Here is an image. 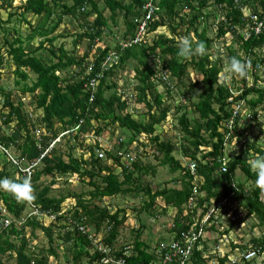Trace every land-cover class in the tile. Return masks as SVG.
<instances>
[{
  "label": "trees",
  "instance_id": "trees-1",
  "mask_svg": "<svg viewBox=\"0 0 264 264\" xmlns=\"http://www.w3.org/2000/svg\"><path fill=\"white\" fill-rule=\"evenodd\" d=\"M240 1L241 5H238L236 0H72L71 3L63 0H26L23 2L21 5L22 17L27 20L25 15L32 13L40 17L39 23L30 26L31 32L26 35V38L14 27L12 30L15 32H10L11 29H8L3 42L0 41V68L5 56L8 55L15 65L14 72L18 78L26 80L29 77L28 70L36 75V80L32 85L24 86L23 91L32 93L39 90L37 107L43 109L42 119L46 121L47 129L53 132L54 137L70 130L72 137L79 139L81 145L85 144L84 135L88 130H95L99 133L110 124L126 128L130 133L126 141L122 140L120 144L116 141L118 146L116 153L109 149L104 150L100 146V142L96 140L94 148L98 152L103 151V157H100L98 152L94 153V148L90 146L89 150L92 154L88 159L73 157L69 154L68 160H64V156L59 149H55L56 147L42 157L41 154L49 145L47 141L49 137L44 136L40 141L39 137L37 138L32 132L35 124L31 115L20 106L22 102L19 101L16 105L12 101L13 92L4 94V106L7 107L8 116L5 114L7 118L4 121H1L0 118V145L4 144L8 147L9 142L5 139L3 127L16 120L20 149L28 155L30 160L38 158L43 162L42 168L35 169L32 181L29 183L31 201L47 214L58 213L61 211L65 199L74 196V194L68 193L66 196L52 197L48 195L46 188L38 193L34 192L38 186L37 181L44 173H78L83 182H87L92 187V190L88 192L89 197H85L83 194L75 195L76 203H73V207L67 209L57 220L70 215L79 219L88 229L87 233H90L91 229H95L96 233L104 229L105 244L114 246L127 216L124 209L112 212L107 206L99 205L97 200L115 195H136L140 190H143L149 198L146 203L148 210L154 211L156 210L154 204L156 200L160 199L163 202V206H161L163 213H166L169 208L174 209L169 237L157 241L152 246L145 239L140 240L142 225H139L134 230L133 247L130 249L128 247H126L127 249L116 248L114 251L118 256L128 252L125 255L127 264H149L161 260L171 239L177 237L182 229L188 228L190 223H194L193 217L197 216V221H195L197 230L203 226L202 219L212 206L218 208L220 217H224L229 212L233 213L231 216L239 215L237 208L243 206L247 211V216L248 214L254 215L259 225L264 228V201L260 197L262 187L256 184L254 189H247L244 183L237 182L235 177L236 171L240 169L248 180L256 181V171L250 168V163L246 158V151L255 149L256 143H247L246 149L235 156H230L226 163L227 171L221 170V159L225 157L224 148L227 143V138L220 131L223 122H227L233 117V133L237 132V134H242L251 126L239 127V121L243 119V115H234L235 107L231 108V104L236 103V106L242 109V100H245L244 102L251 109H248L249 116L253 118V121H258L259 111L256 106L259 103H264V85L258 84V79L264 76V71L262 75L255 74V80L251 85L247 84L244 77L239 78L234 73L239 81L244 82L243 87H238L239 93L234 95L232 88L228 87L220 76L223 69L222 58L217 56L212 60L213 42L225 39L226 34L232 33L234 40L241 43L238 49H234L232 46L227 47L229 51L228 64L232 57H239L246 64L251 63L253 68H255L256 62L264 67V58L261 53L264 52V30L258 36L252 33L246 38L248 17L243 10L249 9L251 12L259 13L261 11L259 7L264 9V0ZM150 2L156 6L152 11L146 6ZM183 2H186L195 14L190 21L191 27L188 29L192 28L197 36V42L193 44V47L200 41L206 42V51L203 55L196 54L187 59L178 56V42L174 37L158 33L159 28L164 26L168 27L172 33L176 31L175 18L179 14L178 8ZM253 4L256 6L254 7ZM209 5H214L216 9L224 12V19L218 22L216 36L212 37L207 34L206 26L202 29L199 28L202 20L208 16L203 9ZM105 6L109 8L111 18L123 13L126 25L125 39L122 40V43L118 42L115 48L111 50V46L106 45L94 60L89 61L88 53L81 59L74 58L68 56L66 49L61 45L58 47V52L51 50L53 55H58V60L48 65L34 55L44 45L52 44L55 41L56 36L51 34L63 23L65 16H70L69 20L84 28V31L77 35L75 42L86 38L92 46L102 38L104 33H110L109 27H107L108 18L104 14ZM94 15L95 18L92 21L90 17ZM147 15L150 18L147 19ZM11 16L10 14L6 20L0 18V27L10 22ZM183 20L181 19L180 23H184L185 20ZM143 23H145V31L142 32L143 38L137 42L129 43L128 40L131 41L136 37ZM10 34L13 35L12 41L8 39ZM148 35H151V42L146 39ZM36 36L45 37V39L41 38L36 47L29 49L30 42ZM238 50L243 52V56L238 53ZM112 55L118 57L112 59ZM108 60L111 65H108ZM131 60L136 61L137 65L134 66L136 71L133 92L127 93L125 87L117 88V82L113 78L109 80L108 77L114 72L116 73L115 69L119 66L123 67V65L131 63ZM151 61L155 65L151 64ZM72 65H75L74 69L70 68ZM195 70L202 75V78L186 83L184 80L189 77V72ZM158 71L169 72V76L165 74L168 82L164 79V75H160L165 84L169 85L176 81L177 86L183 87V95L187 101H190L192 110L197 114V117L189 120L186 116L188 104L175 107L178 111L183 110L179 117V123L181 128L192 137L191 143L185 145L184 149L191 160L196 162L197 173L203 177V183L200 185L194 184L193 176L186 170V167L171 155L173 145L168 141H161L159 134L156 133V126L165 120L171 110V105L167 104L164 99V95L171 98L170 89L167 88L164 92H159L157 89ZM1 91L3 89L0 87ZM107 92L109 93L107 94ZM249 96L251 97L248 99ZM130 98L147 107L149 114L146 122L140 121L133 112L127 111ZM156 109L158 113L155 111ZM58 123L61 128L55 127ZM261 125L262 123H259V126ZM225 129L226 133H230L229 139L232 138L233 134L228 127ZM143 136L151 139L162 154L161 162L170 165L172 172L183 171L181 175L185 181L181 182L180 187L164 186L153 190L147 183L141 184V181L146 173L154 174L155 168L138 160L131 161L129 167L121 165V152L126 154L127 151L125 146ZM38 141H40L41 147L37 145ZM202 145H207L210 150L198 157ZM255 151L257 157L264 155V146L257 147ZM0 153L5 156L1 149ZM82 162L85 166L82 165ZM108 162H112V164L110 165ZM113 163H119L122 170L117 172ZM12 173L10 169L2 167L0 178L10 179L11 176L14 177ZM86 178L90 180L87 181ZM11 181L22 183L24 179L14 177ZM193 195L196 196L197 205L193 211H189L187 205ZM0 203L4 208L0 210V217L5 219L22 221V216L28 212L26 199L18 201L12 192L3 188H0ZM231 204H236L233 211L230 207ZM198 211L199 213L196 215ZM211 218H214V215ZM57 220L45 225L38 220L36 215H33L27 217L19 225L12 222L7 229L0 233V264H6V260L2 259L4 255L15 258V264H49L48 256H57L56 249L51 245L46 251L44 249L36 251L35 247H32L30 238L25 234V226L29 225L31 235H34V229L42 228L52 241V228ZM245 220L246 217L237 218L229 224V228L218 229V237L215 238V242H218L221 236L227 235L233 227L239 226ZM210 228L215 229V224L205 227V231ZM60 236L74 240L72 246L67 247V250L72 252L75 262L89 254L90 241L86 234H82L79 230H66ZM251 241L252 246L249 247L247 243L239 245L232 242L231 252L237 247L240 249L255 248L259 254L264 252V235L254 237ZM200 242L204 246L202 248L196 246L190 260H187L185 264H208L204 257L205 251L209 249L208 244L202 239ZM91 256L93 262L89 264H104L101 261L102 254L100 252H92ZM228 256L229 253H226L220 257V264H226ZM177 258L172 263L165 264H179L180 260Z\"/></svg>",
  "mask_w": 264,
  "mask_h": 264
},
{
  "label": "rangeland",
  "instance_id": "rangeland-1",
  "mask_svg": "<svg viewBox=\"0 0 264 264\" xmlns=\"http://www.w3.org/2000/svg\"><path fill=\"white\" fill-rule=\"evenodd\" d=\"M25 1L26 0H0V18L2 20H6L8 19L10 14L12 15L10 22L0 27L1 43L3 42L4 35L7 33L8 29H11L10 32H15L14 30H12L14 27L18 33L26 38V35L31 32L30 26L37 25L39 23L40 17L37 15H33L32 13H27L25 15L27 17V20L22 17L21 5ZM63 1L69 3L72 2V0ZM178 10L179 14L175 18L176 31L172 33L168 27L164 26L159 28L158 33L174 37L177 42H179L184 37H188L189 39L191 38L192 44L196 43L197 36L195 32L192 28L191 30H188L189 27H191L190 21L195 16L194 12L191 8L188 7L186 2H183V4L179 6ZM203 10L208 14V16L204 20H202V24L199 25V28L202 29L204 26H206L207 34L211 37L216 36L218 22L224 19V12L216 9L214 5H209ZM249 11V9H245L246 13H248ZM196 12L198 13V11ZM104 14L108 18L107 27H109L110 33H104L102 38H100L99 41H96L92 46L90 45L89 40L86 38L75 42V40L77 39V35L82 33L84 31V28H81L77 25V23L69 20L70 16H65L63 23H61V25L51 34L56 36L55 41L52 44L48 43L44 45V47L35 52L34 55L38 57L44 64L48 65L58 60V55H53L51 50L58 52V47H60L61 45L66 49L68 56H72L74 58L81 59L85 56L86 53H88L87 59L89 61L94 60L106 45H110L112 50L113 48H115L118 42L121 41L122 43V40L125 39L124 34L126 32V25L122 15L123 13L118 14L115 18H111V12L109 8L105 6ZM90 18L93 21L95 15ZM181 19L185 20H183L184 23H180ZM144 31V28L142 30L140 28V31H138V33H140L141 39L144 36V34L142 35V32ZM150 36H146V39H149V42H151ZM41 38L45 39V37L36 36L30 42L29 49L36 47L39 44ZM8 39L9 41H12L13 35L10 34L8 36ZM132 42L133 41L129 43ZM240 43L239 41L234 40V35L231 33L226 34L225 39L215 40L211 48V53L213 54L212 60H214L217 56H220L222 58L223 69L220 73V76L222 79H224L226 85L232 88V92L234 95H237L239 93L237 91L238 87H243L244 82H242L241 80L239 81L237 75H235L234 72L228 70L229 51L227 50V47L232 46L234 49H238ZM45 46H47L48 48H46ZM238 53L243 56L242 51L238 50ZM261 53L262 57L264 58V52ZM116 57L118 56L112 55V59ZM130 62L131 63L123 65V67L119 66L117 69H115L116 73L114 72V74L108 77L109 80L113 78V80L117 82V88L125 87L127 93L133 92V83L135 77L134 75L136 71L134 66L137 65V63H135L136 61L134 60H131ZM151 64L155 65V63L152 61ZM108 65H111L109 60ZM74 67L75 65H72L70 68L74 69ZM255 67L257 68L256 73L262 75L263 68L259 66L257 62L255 64ZM14 70L15 65L8 57V55H6L4 62L0 68V87L3 89V91L0 92L1 121H4V119L7 118V107L4 106V94L13 92L12 101L16 105L19 101L22 102L20 106L25 111H27L29 115H31V119L35 124L34 130H42L43 133L48 137L56 138L54 137L53 132L47 129L46 121L42 119L43 109L37 107V96L39 90H36L32 93H24L23 91L24 86L32 85V83L36 80V75L28 70L29 77L26 80H23L21 78H18ZM157 73V76L159 77V79L156 81L158 91L164 92L167 90V88H169L171 91V98H167V96L164 95L165 102L171 105V110L165 120L161 124L156 126V133L159 134L161 141H168L173 145V151L171 152V155L175 159L179 160L184 167H186L191 162H193V160H191V158L185 153L184 149L185 145H188L189 142L191 143L192 137L189 136L181 128V124L179 123V117L182 115L183 110L178 111V109L176 110L175 107L181 104H188L186 116L189 120H193L194 117H197V114L192 110V104L190 103V101H187L185 96L183 95L182 86H177L176 81L169 83V85L162 82L160 75H164V79L167 80L166 76H169V72L163 73L161 71H158ZM255 74L253 73V75L249 77L248 81L246 80L247 84H252V82L255 80ZM188 76L189 77L184 80L186 83L202 78V75L196 70L190 71ZM258 84L261 86L264 85V76H262L261 79H258ZM129 85L131 86L129 87ZM108 93L109 92H107V94ZM254 96L256 97V94ZM250 97L251 96L247 98L249 99ZM129 100L130 103L127 111L133 112L137 119L142 122H146L148 120L149 114L147 107H145L143 103H139L133 98H130ZM244 101L245 100H242V109L240 110V115H243V119L239 121V127L245 128L248 125L251 126L244 130L242 134H237V132L233 133V137H230V139V133H226L225 122H223V125L220 128V131L223 132L225 137L227 138V143L225 144L224 148L225 158L227 160H229L230 156H235L246 149L247 143H256L255 149L259 146H264V103H259L256 106L259 111L258 121H250L248 118V109H250V106ZM233 106L237 108L236 103H232L230 107L232 108ZM155 111H157V109ZM259 123H262V125L259 126ZM55 127L61 128V125L58 123L55 125ZM16 129V120L11 124L5 125L3 127L5 139L9 142L8 147L4 146V144L3 146L6 147L8 149V153L14 155V157H20V159H23L24 157V160H21L22 164H27L33 160H36V158L30 160L28 158V155L26 153H23L22 149H20V142L19 138L17 137L18 133ZM60 135L62 136L55 141L52 147L49 148L48 153L56 147L55 149H59L60 153L64 156V160H68L69 154L77 158H90L92 152L89 150V146L94 148L96 140L100 142V146L104 150L109 149L111 150V152L116 153L118 149L116 141H126L130 133L126 128L119 127L117 124H110L109 126L105 127L102 132L100 131L99 133H97L95 130H88L84 135V145H81L79 143V139L72 137L73 135H71L70 130L62 132ZM37 145L40 146V141L37 142ZM125 147L130 153V159L121 158V165L129 167L131 161L138 160L143 164L152 166L156 170L154 174L151 172L146 173L142 178L141 184L147 183V185H150L153 190L162 188L164 186H181V182L184 180V177L181 175V172L183 171L178 170L176 172H172L170 165L163 164L161 162L162 154L157 150L150 138L146 136L139 137ZM255 149H252V151H246V158L249 163L252 159H255L257 157ZM200 150L201 152H199L198 157H201L202 153L208 152L210 148L207 147V145H202L200 146ZM1 151L3 150L1 149ZM96 152H98V150L94 148V153ZM101 152L104 154L103 151ZM42 163L43 162L41 161H37V163H35L34 171L39 167L42 168ZM108 164L111 165L112 162H108ZM82 165L85 166L83 162ZM121 165L119 163H113V167L115 170H117V172L122 170ZM2 167L10 169L13 172L12 175H14V177L20 178L17 171L13 168L15 167L13 162L7 160V157L0 153V170L2 169ZM14 177L11 176L9 180H12ZM235 177L236 181L243 182L247 189H254L256 187V181L248 180L246 175L240 169L236 171ZM86 180L89 181L90 179L86 178ZM37 183L38 186L36 187V189H34V192L37 191V193L46 188L48 189V195L52 197L66 196L68 195V193L74 194V196L65 199V201L62 203L61 211H66L67 209L73 207V203H76L75 195L83 194L85 197H89L88 192L92 190V187L88 185L87 182H83L81 176H79L78 173H44L40 176ZM260 197L264 201V188H262ZM148 200L149 198L146 195V192H144L143 190H140V192L136 195H115L112 197H104L102 200H97V203L99 205H101L102 207L107 206L112 212H115L118 209H124L125 211V215L127 216V218L124 220L120 235L115 240V247H117L118 249L123 247L124 249H127L126 247L130 249L131 247H133V241L135 237L134 230H136L139 225H142L140 240L145 239L146 241L150 242L152 246H154L157 241L169 237L168 235L170 234L169 231L173 222L174 209L169 208L166 213H163L161 210L163 202L158 199L155 202L156 205L154 204V206H156V210H148V207L146 205ZM27 207L29 208V210L27 213H24L25 216H27L31 211H34L28 201ZM235 208L236 204H233L232 211ZM237 209L239 210L237 212L239 215L231 216L233 213L229 212L224 217H221V222L217 226L215 225V229L212 230L210 228L208 231H205L202 239L208 244L206 245L209 247V249L204 253V257L207 259L208 264H220V257L224 253H227L226 251L230 246L226 241L227 238L229 239L230 243L233 242L239 245L247 243V246L249 247L252 246V238L264 235V228L259 225V222L254 215L248 214L247 216V211L243 206H238ZM198 213L199 211L196 213V215ZM36 217L40 222L48 225L49 220L45 215ZM241 217H246V220L239 226L233 227L227 235L221 236V238L218 239V242H215V238L218 237V229L220 230L221 228H229V224L234 219ZM196 218L197 216L194 217V219ZM62 231L63 229L60 226H54V228H52V241H50L42 228L34 229V235H31L29 225L25 226V234L28 236V238H30L32 247H35L36 251L40 249H44L46 251L51 245L56 249L58 257L53 255L48 256L49 264H89L90 262H93L89 249V254L83 256L78 262H75L74 257L72 256V252L67 250V247L72 246L74 241L68 240L69 238L67 237L62 239V237L60 236L62 235ZM62 246H64L65 250L61 248ZM203 246L204 244H202L200 247ZM239 250L240 251L234 250L235 257L240 256V254L245 251V248H241ZM64 251L66 253H64ZM2 259L6 260V264H15V258H9L8 256L4 255ZM226 264L229 263L226 262ZM250 264H264V261L260 258H256Z\"/></svg>",
  "mask_w": 264,
  "mask_h": 264
},
{
  "label": "built area",
  "instance_id": "built-area-1",
  "mask_svg": "<svg viewBox=\"0 0 264 264\" xmlns=\"http://www.w3.org/2000/svg\"><path fill=\"white\" fill-rule=\"evenodd\" d=\"M238 5H241V1L240 0H236ZM252 3V2H251ZM146 6H148L150 8V11L154 10L156 8V6L154 5L153 2L148 3ZM253 6L255 7L256 5L253 4ZM259 9L261 10L259 13L258 12H251L249 11L248 13L245 12V15H247L248 19H247V24H246V31H245V37L248 38L252 33H254L255 35H260L263 30H264V9L262 7H259ZM262 16V17H261ZM150 18L149 15H147V19ZM144 24H142L141 26V30L144 28ZM140 39V33H138L136 35V37L134 39H132L131 41L133 42H137ZM128 41V42H131ZM247 74L246 76H244V78L248 81L249 77L251 75H253V73H256L257 68H253L251 63H247ZM259 66H261L263 68L264 71V67L258 63ZM241 107H238L233 109V114L238 116L240 113ZM250 113V112H249ZM248 113V118L249 120L253 121V118L251 116H249ZM258 118V116H257ZM233 126H234V118L232 117L229 121L225 122V127H228L229 131L233 134ZM221 128V127H220ZM56 140L51 141V143L48 145V147H46L44 149V152L41 154L42 157H44L48 151L49 148L52 147V145L55 143ZM121 142L118 141V144H120ZM0 148L4 151L5 156L7 157V160H10L13 162L14 166L16 167V169L23 175L27 177V181L29 182L30 179L33 176V172H34V167H35V163H37V161H40V159L36 158V160L31 161L30 163L27 164H22L21 160H24L20 157H14V155L8 153V149L6 147H4L3 145H0ZM100 157H103V153L102 152H98ZM122 158L125 159H130V153L127 150L126 154H123L121 152ZM131 163V162H130ZM221 170L223 171H227V159L225 157H223L221 159ZM188 170L190 171V173L193 175L194 177V184L200 185L201 183H203V178L197 175V165L196 162L193 161L191 162L188 166H187ZM234 185V184H233ZM195 186V189H196ZM196 196L193 195L189 201H188V205L187 208L189 211H193L194 207L197 205L196 203ZM26 200L29 202V204L31 205L32 209L34 211H31L27 216L23 215V220L22 221H15L13 219L10 218H3L0 217V233L4 230L7 229L12 222H15L17 224H20L21 222H24L26 220L27 217H32L33 215L36 216H41V215H45L48 220L49 223H51V221L53 219H56V215H52V214H47L45 212H42V210L39 208V206L35 205L32 201L31 198H26ZM232 208V204L230 206ZM29 209V208H28ZM0 210H3V206L0 203ZM214 215V218H211V216ZM194 219V217H193ZM197 219V218H196ZM196 219H194V223H190L189 227L186 229H182L177 237H173L171 239V241L168 244V247L166 249V252L163 254V256L161 257V260L154 262V263H149V264H165L168 262H173V260L177 258V260L179 261V264H185L186 261L190 260L194 249L196 248V246H198L199 248L202 244L200 242V240L203 238V235L205 233V227L210 226L211 224H215L216 226L221 222V217L218 215V208H216L215 206H212L209 211L204 215L203 219H202V224L203 226L200 227L199 230L196 229L195 224L197 221ZM189 223V222H186ZM205 224V227H204ZM210 224V225H208ZM63 225H65V230H69V231H75V230H79L81 231L82 234H86L88 239L91 241L92 244V252H100L102 254L101 257V261L104 264H127L126 261V254L128 252H125L124 255L122 256H118L114 253V251L116 250L115 248L111 247L110 245L105 244L104 242V232H88V229L79 221V219L77 218H73L70 215H68L67 218H64V222ZM226 234H224L225 236ZM226 238V237H225ZM203 240V239H202ZM226 241L228 242L229 249L226 251L227 253H229L228 256V260L227 262L230 264H246V263H251L254 259L256 258H260L261 260L264 261V252H262L261 254L258 253V250H256L255 248H251V249H245L244 252H242L240 254V256L235 257L234 256V251L231 252V243L229 241V239L227 238ZM129 249V248H128ZM240 248H235L234 250L240 251ZM226 253H224L221 257H223Z\"/></svg>",
  "mask_w": 264,
  "mask_h": 264
},
{
  "label": "clouds",
  "instance_id": "clouds-1",
  "mask_svg": "<svg viewBox=\"0 0 264 264\" xmlns=\"http://www.w3.org/2000/svg\"><path fill=\"white\" fill-rule=\"evenodd\" d=\"M177 47H178V52H177L178 56L183 58V59H187V58H190V57H192L193 55H196V54L203 55L205 53V51H206V42L200 41L199 43H197L195 45V47H193L192 41L188 37H184L178 42V46ZM228 70L234 72L239 77H244L247 74V65L239 57H232L230 59L229 64H228ZM40 131H42V130H32L33 134L37 138L39 137L38 139H40V141H41V138H44V136H47V135H45L43 133V131L42 132H40ZM60 134H58V136L56 138H50L49 137V140H47L48 143L50 144L51 141L59 139L62 136ZM14 168L16 169V167H14ZM250 168L256 171V174H257L256 184L258 186H261L262 188H264V155L256 157L255 159H252L251 162H250ZM186 170L190 173V171L188 170L187 166H186ZM16 171L19 174L20 178L24 179V182L17 183L15 181H11V180L6 179V178H0V188L6 189V190L12 192V194L14 195V197L18 201H22V200H25L26 198H29L30 195H31V186H30L29 183L32 181V178L28 182L26 176H23L17 169H16ZM197 175L201 177L200 174L197 173ZM193 179H194V177H193ZM66 211H59L58 213H49V214L56 215V219L52 220V221H54V220H57V218L59 216H62ZM52 221H51V223H52ZM63 222H64V218L59 220V221L57 220L54 223V226H60L63 229L62 235L66 231L65 230V225H63ZM94 231H96V230L95 229H91V232H94ZM100 232H104L105 233V230L101 229ZM64 238L65 237H62V239H64ZM69 240L74 241L73 239H69ZM111 247H113L115 249L117 248V247H115V245L111 246ZM61 248L63 250H65L64 246H62ZM88 249L92 253L91 241L89 243ZM64 253H66V252L64 251Z\"/></svg>",
  "mask_w": 264,
  "mask_h": 264
}]
</instances>
